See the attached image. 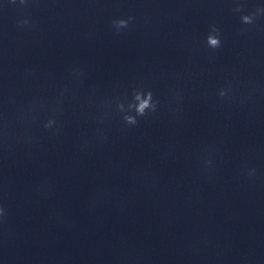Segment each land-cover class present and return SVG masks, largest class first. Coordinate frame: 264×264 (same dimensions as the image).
Here are the masks:
<instances>
[{
    "label": "clouds",
    "instance_id": "1",
    "mask_svg": "<svg viewBox=\"0 0 264 264\" xmlns=\"http://www.w3.org/2000/svg\"><path fill=\"white\" fill-rule=\"evenodd\" d=\"M10 3L15 4L17 0H9ZM28 2V0H19L21 5H24ZM232 11L234 13H243L242 6L238 5L233 8ZM264 15V8H257L255 11H252L248 14H241L240 21L243 25H252L256 22V20ZM134 20V17L129 16L124 19H114L111 21V26L117 33H120L122 30L127 29L129 27L130 22ZM20 27H27L31 25V21L28 19L20 20L17 22ZM222 32L218 26L215 24L210 26V30L206 36V46L209 49L217 50L222 47ZM78 75H82L77 71ZM218 95L221 98H225L228 95L227 88H221L218 91ZM133 102L127 105L123 103H119L117 105L120 112L124 113L122 119L126 126H136L139 123L138 118L146 116L149 112H156L157 105L159 103L158 100L153 99V92L151 89H134L132 93ZM135 113L134 115L131 113ZM56 126L57 130L59 128L57 120L55 118H49L44 124L43 128L45 130H52ZM210 163V161H209ZM255 170L253 169L252 172ZM6 213L3 206H0V218H5Z\"/></svg>",
    "mask_w": 264,
    "mask_h": 264
}]
</instances>
